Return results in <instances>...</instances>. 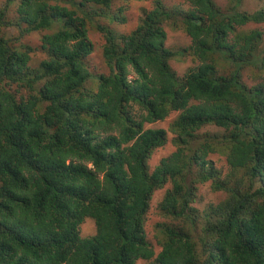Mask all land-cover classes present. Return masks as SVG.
<instances>
[{"label": "trees", "instance_id": "obj_1", "mask_svg": "<svg viewBox=\"0 0 264 264\" xmlns=\"http://www.w3.org/2000/svg\"><path fill=\"white\" fill-rule=\"evenodd\" d=\"M144 1L153 6L126 33L101 21L127 22L115 0L0 9L2 24L13 4L23 34L44 32L36 48L0 36V264H264V32L246 28L264 9ZM167 24L191 43L168 46ZM92 27L104 72L87 62ZM184 56L194 65L179 74L171 60ZM206 183L226 196L200 210ZM164 187L154 243L148 214ZM89 218L96 233L84 237Z\"/></svg>", "mask_w": 264, "mask_h": 264}, {"label": "rangeland", "instance_id": "obj_2", "mask_svg": "<svg viewBox=\"0 0 264 264\" xmlns=\"http://www.w3.org/2000/svg\"><path fill=\"white\" fill-rule=\"evenodd\" d=\"M167 5L177 4L179 3L182 7L187 8L188 2L187 0H163ZM219 5L226 6L228 5L230 0H215ZM8 0H0V9L6 6ZM16 4V3H15ZM153 6L152 1H144V0H115V4L113 6V11L116 12L120 7H123V14L127 17V22L125 24H117L116 22H111L109 19H102L101 21L105 24H109L113 26L119 33H126L131 31L136 27L139 23L141 16L143 15L144 8L148 9ZM8 14L2 17L4 24L1 23L0 19V36L5 37L9 40L10 45L16 46L18 48H22L23 45H30L33 48H36L41 43V37L44 32L37 31L31 32L28 34L22 33L23 26H19L16 24V5L11 4L8 5ZM239 9L246 12H253L258 9H264V0H243ZM11 20V21H9ZM9 22V23H8ZM246 28H259L264 32V21L255 23L251 22L247 24ZM167 44L173 48H180L184 46H188L191 43L190 37L186 34V32L179 27H175L173 25L167 24ZM89 37L95 43V50L88 57L87 62L91 66L94 71L104 72L107 69L105 62L102 60L101 54V44L103 42V37L100 32H98L94 27H92L89 31ZM31 64L34 66L39 65V62L46 56L44 51L34 52L32 54ZM171 64L178 71L179 74H183L189 67L194 65L191 57L184 56L183 58L172 59ZM90 87H94V84H88ZM177 112L172 113L167 119L163 121H158L154 124H149L148 126L153 127H168L169 122L175 118ZM204 131H209L211 133L221 132V128H218L213 125H208L204 128ZM174 146L171 140L168 143L158 148L152 155L150 164L153 168L156 164L159 163L163 156H166L172 152ZM216 164L223 168L224 173H226L229 168L226 165L225 157L219 158L216 155ZM166 187L163 189H159L156 191L153 199L151 209L148 214V222H147V231L149 236L154 243H156L155 239V230L154 225L157 221L163 220L162 216L158 213L157 210V202L165 193ZM226 193L224 191H214L209 183L203 184L200 186V198L197 200L195 205L203 210L206 204L213 202L217 203L224 199ZM96 233V225L93 219H87L85 222L81 224V234L82 236H91ZM142 262V261H141Z\"/></svg>", "mask_w": 264, "mask_h": 264}]
</instances>
